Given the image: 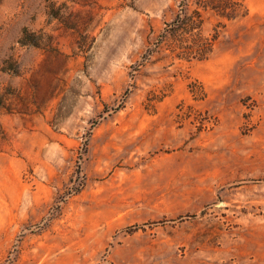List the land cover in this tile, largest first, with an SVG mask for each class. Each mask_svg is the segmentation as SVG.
<instances>
[{
  "label": "rangeland",
  "instance_id": "1",
  "mask_svg": "<svg viewBox=\"0 0 264 264\" xmlns=\"http://www.w3.org/2000/svg\"><path fill=\"white\" fill-rule=\"evenodd\" d=\"M181 1L0 0V264H264V0Z\"/></svg>",
  "mask_w": 264,
  "mask_h": 264
},
{
  "label": "trees",
  "instance_id": "2",
  "mask_svg": "<svg viewBox=\"0 0 264 264\" xmlns=\"http://www.w3.org/2000/svg\"><path fill=\"white\" fill-rule=\"evenodd\" d=\"M179 6L175 18L166 23L159 36V48L168 50L172 57L188 61L208 59L219 39L217 29L210 36L204 34V13L212 12L226 21L248 14L245 0H182Z\"/></svg>",
  "mask_w": 264,
  "mask_h": 264
}]
</instances>
